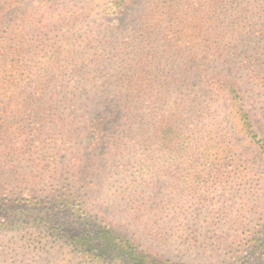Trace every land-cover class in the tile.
<instances>
[{"label": "trees", "instance_id": "1", "mask_svg": "<svg viewBox=\"0 0 264 264\" xmlns=\"http://www.w3.org/2000/svg\"><path fill=\"white\" fill-rule=\"evenodd\" d=\"M24 1L0 0L2 190L22 182L14 162L38 183L64 170L41 229L79 264H182L88 214V168L198 158L223 173L244 142L264 160V0ZM59 208L82 228L57 227Z\"/></svg>", "mask_w": 264, "mask_h": 264}, {"label": "rangeland", "instance_id": "2", "mask_svg": "<svg viewBox=\"0 0 264 264\" xmlns=\"http://www.w3.org/2000/svg\"><path fill=\"white\" fill-rule=\"evenodd\" d=\"M17 5L37 4L26 0ZM249 146L244 142L238 150L240 155L248 153L247 162L231 160L220 167L225 172L208 175L200 172L207 163L198 158L157 165H112L101 160L88 168L92 172L88 214L134 234L141 249L157 259L264 264V160L257 148ZM13 167L22 173V182L10 195L0 182V264H79L63 241L41 229L50 216L43 208L51 210L47 190L63 192L72 174L63 170L57 182L39 172L38 183L31 166L14 162ZM133 185L135 194L130 191ZM50 214L57 227L82 228V213L59 208Z\"/></svg>", "mask_w": 264, "mask_h": 264}]
</instances>
